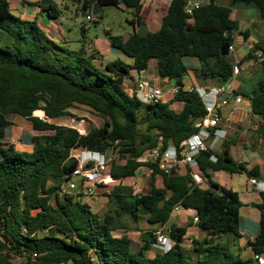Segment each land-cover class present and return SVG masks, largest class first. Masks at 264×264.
I'll use <instances>...</instances> for the list:
<instances>
[{"label":"trees","instance_id":"obj_1","mask_svg":"<svg viewBox=\"0 0 264 264\" xmlns=\"http://www.w3.org/2000/svg\"><path fill=\"white\" fill-rule=\"evenodd\" d=\"M70 1L79 4L86 15L97 6L99 17L104 7L124 5L133 12L130 24H144L140 16L144 0ZM189 1L172 0L156 33L145 37L134 33L124 42L122 36L108 32L112 47L134 63L117 59L100 69L93 64L95 56L84 47L70 50L54 42L36 20L22 19L12 12L9 0H0V264H259V259H242L228 244L231 238L240 239L242 203L238 193L213 182L206 188L197 185L189 167L179 174L175 169L162 170L159 161L141 160L155 148H180L195 133L196 120L205 114L197 91L184 90L185 59H197L207 80L228 81L234 75L230 53L220 54L224 44L234 45L233 34L239 29L231 18L232 9L214 0H197L200 6L190 16L186 12ZM231 2L254 5L264 19V0ZM43 10L53 20L61 16L56 4ZM256 49L264 51V45ZM251 58L252 54L247 57ZM152 61L157 63L159 76L178 87L173 102L183 104L181 112L162 102L148 105L141 116L142 102L124 91L123 83L131 71H147ZM262 67L264 74V61ZM248 98L253 115L262 122L264 136V78ZM78 107L96 114L103 126L92 125L82 134L35 115L42 112L48 119L70 116L80 120L70 112ZM13 115L27 119L33 130L48 133L33 137L32 152H19L14 145L3 143ZM231 145L224 142L220 154L213 150L199 154V170L258 176L257 168L248 171L231 159ZM76 149L116 157L110 165L115 185L105 194L110 204L104 215L83 202L81 192L61 194L62 185L71 181L79 165L73 154ZM213 155L217 162L210 160ZM142 167L150 171L149 191L134 195L123 182ZM157 176L162 177L163 188L156 187ZM168 190L172 196L167 200ZM261 195L263 202L257 206L261 231L250 244L258 257L264 253V192ZM177 205L198 212L195 225L205 234L203 239L191 240L190 249L183 246L187 229L178 226L169 230L172 249L168 253L154 246L155 238L143 239L142 247L133 250L131 238L116 235L119 230L131 231L135 226L131 222L138 223L143 216L152 225H165ZM152 249L158 250L154 257L148 255Z\"/></svg>","mask_w":264,"mask_h":264},{"label":"crops","instance_id":"obj_2","mask_svg":"<svg viewBox=\"0 0 264 264\" xmlns=\"http://www.w3.org/2000/svg\"><path fill=\"white\" fill-rule=\"evenodd\" d=\"M9 1L11 4V9L17 11L19 13V17L28 21L36 20L39 26L51 40L61 43V45L68 43L66 36L63 34L62 27L57 23L56 20L51 19L49 15L43 10V8L53 5L54 3L52 1L48 0V3H45L46 1L44 0ZM14 1L16 2L15 7L13 6ZM214 1L218 5L230 7L232 9L231 18L237 21L239 25L238 31L233 34L234 51L232 52V60L234 62V75L228 81H224L220 78L207 80L201 75L199 61L195 58H187L185 59V65L187 66L188 73L182 80L184 90L197 91L199 89H203L209 93L211 90L218 89L224 85L231 86V92L224 96H220L228 99V105L220 110V129L224 133V138L210 140L212 150L220 154L223 151V143H231V159L236 164L243 165L248 171H252L257 168L258 176H256V178L259 181L264 182V150L262 149L264 146V136L263 134L261 136L257 135V132L260 130L259 122H261V120L257 116L253 115L251 110V102L248 98V96L255 91L257 83L264 78L262 67L263 60L260 58L261 52L263 51L256 49L257 45H264V19L261 18L259 10L254 5H234L232 4L231 0ZM171 2L172 0L143 1L140 16L144 24L147 26L149 33H156L160 30L162 26V20L167 15ZM195 2H197V0L189 1L190 4H194ZM139 28L140 27L138 26V29H135L134 33H136ZM85 49L87 52L95 56L93 64L100 69H104L107 63L113 62L117 59H120L126 63L122 59V55L125 54L112 47L107 37L97 39L92 47L89 46ZM250 54H252V58L247 59ZM107 57L115 59H109L110 61H106L108 60ZM133 63L126 64L133 65ZM136 74L140 77L139 82L144 81L153 86L162 88L164 91L163 102L171 104V108L176 112L182 111L183 104L179 102H173L174 95L171 93V91L174 87H177L175 82L161 78L159 76L156 61H152L148 70L140 74H138L136 71H131L130 75L123 83L124 91L130 96H134L137 89V84L130 81V79ZM158 76L161 79H159ZM237 96H241L243 98L241 103L236 102L235 99ZM209 98L212 99V96ZM75 110L76 108L70 109V112L74 116L82 118L79 123L75 121V118L70 116L57 119H48L47 121L58 126L75 128L82 134L88 133L92 125L98 128L103 126V121L89 109L86 108L88 111L86 115H77L74 112ZM35 115L41 117L43 120L45 118V116H41L37 113ZM94 118L100 120L101 122H97ZM9 121L11 122V125L6 129V135L3 139V143L14 145L16 150H18V148L21 146L20 151L32 152L33 137L48 134L47 132L33 130L32 124L25 118L13 115L9 117ZM83 151V149H76L74 150L73 154L76 157H79ZM167 167L169 171L175 169L179 174H185L188 170V166L181 162L176 163L169 161L167 163ZM201 176L204 179V183L201 186L205 188L208 187L209 182H213L225 189H229L238 193L242 203L240 209V239L238 241H234L231 238L228 241V244L232 247L233 252L237 255H240L242 259L255 260V253L253 252L250 244L256 240L261 231L262 215L257 206L263 202L261 194L264 192V190L250 184V177L245 172L228 173L226 171L208 170L206 172H201ZM139 178L142 179L141 184L138 185L141 187V193L147 194L150 187V171L147 168H140L136 176L125 180L123 185L135 191L134 184L137 180H139ZM80 180L81 183L78 185V188H81L84 184L83 180ZM114 185L115 183L110 177L109 166L104 180L95 186L94 194L98 188L110 192ZM156 187H164L163 179L160 176H157ZM101 199L102 198H99V201ZM108 210L109 207L106 206L104 207V212L102 214H100L99 210L94 211L100 215H104ZM197 214L198 212L194 209L180 208V210L177 212H172L170 220L165 225H153L150 227H147L146 225L147 231H139L136 233L133 231L119 230L116 235L119 237L127 235L133 241H136L137 236L140 235L143 245L145 234L150 233L155 235V233L159 230L167 233L172 226H178L187 229V239L185 240L183 246L186 249H190L192 247L191 240L205 238V234H203L196 227L193 221ZM137 226L139 229L142 228L140 227V224H137L133 227ZM157 251L158 250L152 249L148 252V255L150 257H154ZM258 262L259 264H264V253L259 257Z\"/></svg>","mask_w":264,"mask_h":264},{"label":"built area","instance_id":"obj_3","mask_svg":"<svg viewBox=\"0 0 264 264\" xmlns=\"http://www.w3.org/2000/svg\"><path fill=\"white\" fill-rule=\"evenodd\" d=\"M199 6V1L194 4H189L186 7L187 14L191 16L193 14V10ZM91 15L92 14H88L86 16L88 21L93 20ZM233 51L234 46H229V53H232ZM260 58L264 61V51L261 52ZM229 92H231L230 85H224L218 89H213L209 93L203 89L197 90L199 97L203 101L205 114L196 120L195 133L186 139L180 145V148L171 146L165 151H162L160 148H155L146 152L141 160L159 161L160 168L166 172H170L167 167V163L169 161L184 163L193 170L192 175L196 184L202 185L204 183V179L201 176V171L199 170V164L196 157L202 152H209L212 150L210 140L224 138V133L220 129V110L228 105V99L220 96H224ZM171 93L175 96L178 93V87H174ZM134 96H136V98L142 103L154 105L163 102L164 91L160 87L140 81L137 84ZM210 96H212V99L209 98ZM235 100L237 103H241L243 98L241 96H237ZM78 159L79 165L73 172V178L82 179L84 184L81 188H78L77 185L71 183L70 187L67 188L65 183L61 187V194L66 195L81 192L85 196H92L95 191V186L104 180L107 169L111 165L114 158L113 156H107L103 152L84 150ZM210 160L212 162H217L218 159L213 155L210 157ZM249 182L257 188L264 190V182L259 181L256 177H250ZM180 208L182 207L177 205L173 211L177 212ZM193 221L196 223L198 218L195 217ZM154 238L156 240L154 246L163 253H168L172 249V239L169 236V232L165 233L164 231L159 230L155 233ZM255 259L258 260L259 257L255 255Z\"/></svg>","mask_w":264,"mask_h":264},{"label":"rangeland","instance_id":"obj_4","mask_svg":"<svg viewBox=\"0 0 264 264\" xmlns=\"http://www.w3.org/2000/svg\"><path fill=\"white\" fill-rule=\"evenodd\" d=\"M45 3H48V0ZM54 4L58 6V8L61 11V16L57 21V23L62 27L63 34L66 36V40L68 43H66L65 46L70 50H76L80 49L82 47L87 48L89 46H93L94 42L97 39L100 38H108L107 33L110 32L111 35L114 36H122L125 38L127 35L134 34L135 29H138V26H134L129 23V20L133 18V12L131 10H128L124 5H120L119 7L115 6H107L103 8L102 17H99L97 15H94L92 12H89L88 14H92L93 20L88 21L86 17L82 16L81 13V6L73 1L70 0H50ZM13 6H16V2L14 1ZM12 12L19 16L18 12L15 10H12ZM83 27H85L86 32H83ZM138 31V30H137ZM55 42V41H54ZM61 45V43H59ZM230 58L233 59V54L230 53ZM109 59H115V58H109ZM122 59L126 63L132 64L134 61L132 58L128 57L127 55H122ZM159 79H161L158 76ZM140 80L139 75H134L133 78L130 79L132 83L138 84ZM147 104L142 103L140 115L143 116L147 112ZM77 115H86L88 111L86 108L78 107L74 111ZM37 114L44 116L42 112H37ZM11 117V116H10ZM77 117V116H76ZM80 120L75 119L76 122H80L82 120L81 117ZM97 122H101L100 120L94 118ZM21 147V146H20ZM20 147L17 151H20ZM113 158L116 159L115 156ZM74 183L75 185H79L81 183V180L79 178H72L71 181L66 182V187L69 188L70 184ZM135 187H138L136 183L134 184ZM141 188V187H140ZM132 190V189H131ZM141 193V190L140 192ZM105 194H107V190H102L101 188H98V190L95 192L92 196H85L83 195L82 201H84L86 204L90 205L93 210H99L100 214L104 212V207L108 206L110 204V201L104 198ZM99 198H102V201H99ZM126 219V218H125ZM126 221H129L126 219ZM133 225H139L142 227L139 229L138 227H133L131 231L133 232H145L146 225L147 227L153 226L152 224L147 222V218L143 216L138 223L131 222ZM142 246V241L140 235L137 236L136 241H133V250H139ZM19 262V261H18Z\"/></svg>","mask_w":264,"mask_h":264},{"label":"water","instance_id":"obj_5","mask_svg":"<svg viewBox=\"0 0 264 264\" xmlns=\"http://www.w3.org/2000/svg\"><path fill=\"white\" fill-rule=\"evenodd\" d=\"M201 2H205V0H202ZM94 15H98L99 11L97 10V6H94ZM82 16L85 17L86 16V12L84 10L81 11ZM136 34L140 37H145L149 34L148 32V28L145 24L141 25L139 30L136 32ZM131 35H127L125 38H123L124 42H127L130 39ZM220 54L222 56H228L229 55V46L227 44H224L220 50ZM45 121L48 120L47 117L44 118ZM259 126H260V130L257 132L258 136H261L263 134V129H262V122H259ZM264 150V146L262 148ZM142 179L139 178V180L136 181V185L141 184ZM141 188L140 186L135 187V191H134V195H137L140 192ZM172 196V191L168 190V196H167V200L170 199V197ZM105 199H107L108 201H110V198L107 196H104ZM102 201V200H100ZM165 204V202L161 203V207ZM144 240H148V241H153L154 237L150 236V233H147L144 235Z\"/></svg>","mask_w":264,"mask_h":264}]
</instances>
